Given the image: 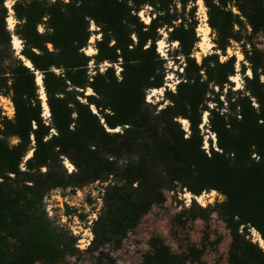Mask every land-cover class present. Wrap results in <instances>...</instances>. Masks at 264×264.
<instances>
[{
    "label": "trees",
    "instance_id": "16d2710c",
    "mask_svg": "<svg viewBox=\"0 0 264 264\" xmlns=\"http://www.w3.org/2000/svg\"><path fill=\"white\" fill-rule=\"evenodd\" d=\"M12 2L10 32L0 0V96L14 108L12 119L0 109V264H65L74 240L49 220L44 199L98 181L108 184L89 247L97 264H116L100 249L119 245L166 192L183 191L223 197L216 213L230 235L227 264H264V252L246 238L253 228L264 240V51L255 43L264 36V0H202L215 46L199 63L196 0ZM144 7L148 24L138 16ZM162 29L168 47L176 43L166 59L157 52ZM92 35L99 37L88 56ZM12 36L21 41L18 54ZM233 43L243 56L238 71L227 54ZM168 59L181 68L173 90ZM237 74L240 88L231 81ZM160 89L167 104L157 110L145 99ZM204 114L214 138L207 151ZM184 213L205 224L200 245L187 238L176 253L153 236L139 264H207L211 211L192 200Z\"/></svg>",
    "mask_w": 264,
    "mask_h": 264
},
{
    "label": "rangeland",
    "instance_id": "374dc122",
    "mask_svg": "<svg viewBox=\"0 0 264 264\" xmlns=\"http://www.w3.org/2000/svg\"><path fill=\"white\" fill-rule=\"evenodd\" d=\"M202 1V0H201ZM13 2L12 0H5V6L8 9V18L6 19V30L12 32L16 21L13 18V12L10 10ZM196 13L195 16L198 20V25L195 29L196 36L198 37V43L196 44V49L193 53V57L199 63L201 58L205 55H209L214 52V35L211 30L207 35V40L203 41V33L199 31L200 28H205L207 24L206 8L200 0H196ZM234 13H237L235 9H232ZM149 7H144L138 14L140 19L148 24L149 22ZM204 16L206 20L204 21ZM12 19V28H10L8 19ZM208 26V24H207ZM209 27V26H208ZM210 29V28H209ZM90 31H96L97 28L90 22ZM159 34L162 36L161 40L157 42V52L166 59V51L170 49H176V43H173L170 47L166 43V33L164 29L160 30ZM12 36L11 49L18 54L21 49V41L18 48L14 46ZM99 36L92 35L89 40V46L86 48L85 53L88 56L95 54L93 49V43ZM160 43H162L160 45ZM204 43L203 46L201 44ZM255 43L260 49L264 51V36L258 37ZM232 47L227 49L228 55L236 56V67L239 70V63L243 60V56L240 53V48L237 44H232ZM92 49L93 52L87 54V51ZM221 61L224 60L223 57L220 58ZM182 60L180 61V63ZM103 66H106L104 64ZM101 66V67H103ZM167 69L170 71L166 74L167 87L170 90L174 89V85L178 82L175 72H180L181 68L179 63L173 64L171 60L167 61ZM119 68L116 66V74ZM248 73V72H247ZM234 82L235 88H240L242 86V79L237 74L234 78H231ZM38 85V84H37ZM39 86V85H38ZM161 91H149L146 94L145 101L151 105L157 104V110L162 108L167 104V100L164 98L163 89ZM42 88L39 87V95L41 99ZM90 93V91H88ZM2 97V96H0ZM4 98V97H2ZM7 98V97H6ZM11 102V101H10ZM42 106L43 101L41 99ZM12 104V103H11ZM13 106V105H12ZM43 108V107H42ZM2 113L4 109L0 106ZM9 111L8 119H12L11 110ZM47 112L43 108V116L48 117ZM14 115V108H13ZM184 124L181 120H179ZM184 129H188V123L184 124ZM201 134L204 135L203 146L204 149L208 150V139L212 140V145L214 146L213 135L208 132L206 128V114L203 115L202 124L200 126ZM13 144L16 143L14 140ZM65 170H73L72 165L65 160L63 162ZM69 173V172H68ZM108 182H95L82 189L70 191V190H54L48 194L44 199L45 212L50 221L53 222L54 226L66 236L68 241L74 240V248L77 250L73 257H67L65 259V264H97L98 254L97 252H92L89 250L90 245L84 251L75 247L76 241L87 236H91V241L93 239L92 226L93 222L97 220L99 212L103 206V194L104 188L107 186ZM219 194L215 191L203 192L199 197H195L190 193L183 191V193L166 192L165 201L157 206H153L151 210L139 221L138 225L130 231L126 237L121 241L119 245L107 244L100 252L103 254H108L116 264H139L142 261L143 256L149 251L148 241L153 236L160 237L166 245H168L173 252L178 253L181 246L185 244V240L188 238L192 243L200 245L203 233L205 231V224L200 220H191L190 215L184 213L192 200L200 207H208L211 211V216L209 219V244L206 248L204 254V261L207 264H227V251L230 243V235L226 229L221 218L216 213V204L223 201V197L219 198ZM180 215L178 222H175L177 216ZM90 241V243H91ZM42 264V263H35Z\"/></svg>",
    "mask_w": 264,
    "mask_h": 264
},
{
    "label": "built area",
    "instance_id": "2783aa9c",
    "mask_svg": "<svg viewBox=\"0 0 264 264\" xmlns=\"http://www.w3.org/2000/svg\"><path fill=\"white\" fill-rule=\"evenodd\" d=\"M0 106L4 109L3 115H6V117H9V111L11 110V116H13V106L9 100V98H2L0 97ZM183 128L185 127L184 124ZM187 131V130H185ZM73 169V168H72ZM72 170L68 169V172L70 173ZM221 198V196H219ZM249 235L246 237L248 240H250L251 243L257 245L263 252H264V240L260 237V235L253 229H249ZM91 236L84 237L82 239H78L76 241L75 247L80 249L81 251H84L88 248L90 245Z\"/></svg>",
    "mask_w": 264,
    "mask_h": 264
},
{
    "label": "bare ground",
    "instance_id": "6f19581e",
    "mask_svg": "<svg viewBox=\"0 0 264 264\" xmlns=\"http://www.w3.org/2000/svg\"><path fill=\"white\" fill-rule=\"evenodd\" d=\"M202 1L200 0V3H201ZM10 12L12 13V10H10ZM12 19H8V23H9V26H10V28H12V21H11ZM206 20V16H204V21ZM205 26V28H200L199 29V31L200 32H202L203 33V41L205 42L206 40H207V35H208V33H209V27L207 26V24H205L204 25ZM13 44H14V46L15 47H17L18 48V45L20 44V40L18 39V38H16V37H14V39H13ZM162 43H160V45H161ZM204 45V43H202L201 44V46H203ZM93 52V50L92 49H90V50H88L87 51V54H90V53H92ZM26 65L28 66V67H30V64L28 63V62H26ZM234 78V77H233ZM36 82H37V84L42 88V81H41V77L39 76V75H37V80H36ZM153 91H155V92H160L161 90H153ZM41 99H42V101H43V108H44V111L45 112H47V113H49L48 112V108H47V105H46V96H45V93H44V90H43V88H42V93H41ZM184 124H186L187 122L185 121V120H181ZM30 155H31V153L29 154V157H30Z\"/></svg>",
    "mask_w": 264,
    "mask_h": 264
},
{
    "label": "water",
    "instance_id": "95a60500",
    "mask_svg": "<svg viewBox=\"0 0 264 264\" xmlns=\"http://www.w3.org/2000/svg\"><path fill=\"white\" fill-rule=\"evenodd\" d=\"M26 62H28V61H26ZM29 63V62H28ZM30 64V63H29ZM31 66V65H30ZM163 91H164V89H163Z\"/></svg>",
    "mask_w": 264,
    "mask_h": 264
}]
</instances>
